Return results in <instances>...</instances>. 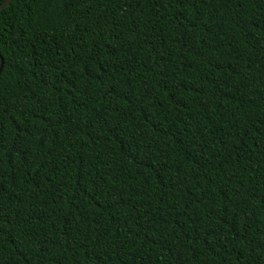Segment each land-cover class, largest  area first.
Wrapping results in <instances>:
<instances>
[{
  "label": "trees",
  "instance_id": "obj_1",
  "mask_svg": "<svg viewBox=\"0 0 264 264\" xmlns=\"http://www.w3.org/2000/svg\"><path fill=\"white\" fill-rule=\"evenodd\" d=\"M1 58L0 264H264V0H13Z\"/></svg>",
  "mask_w": 264,
  "mask_h": 264
},
{
  "label": "water",
  "instance_id": "obj_2",
  "mask_svg": "<svg viewBox=\"0 0 264 264\" xmlns=\"http://www.w3.org/2000/svg\"><path fill=\"white\" fill-rule=\"evenodd\" d=\"M12 1L13 0H6L3 3H0V9L8 6ZM1 59H2V62H1V66H0V74H1L3 67H4V59L3 58H1Z\"/></svg>",
  "mask_w": 264,
  "mask_h": 264
}]
</instances>
